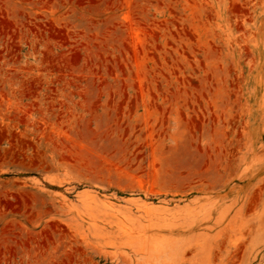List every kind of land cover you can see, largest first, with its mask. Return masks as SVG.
I'll list each match as a JSON object with an SVG mask.
<instances>
[{
  "label": "rangeland",
  "instance_id": "374dc122",
  "mask_svg": "<svg viewBox=\"0 0 264 264\" xmlns=\"http://www.w3.org/2000/svg\"><path fill=\"white\" fill-rule=\"evenodd\" d=\"M0 264H264V0H0Z\"/></svg>",
  "mask_w": 264,
  "mask_h": 264
}]
</instances>
